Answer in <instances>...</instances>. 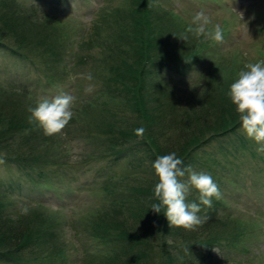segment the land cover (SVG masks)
Returning a JSON list of instances; mask_svg holds the SVG:
<instances>
[{"label":"trees","instance_id":"obj_1","mask_svg":"<svg viewBox=\"0 0 264 264\" xmlns=\"http://www.w3.org/2000/svg\"><path fill=\"white\" fill-rule=\"evenodd\" d=\"M124 1L122 6L102 7L91 27H78L71 35L72 26L63 19L41 15L17 0H0V53L30 63L48 84L60 78V70L72 77L71 69L86 61L96 66L95 77L101 79V87L79 104L81 113L90 111L92 118L80 119L77 113L60 133L49 136L29 120L28 108L39 100L17 80L0 77V156L35 183L49 168H58L64 156L67 164L62 169L73 161L70 153L64 155L62 144L78 136L87 145L78 157L82 166L129 162L132 172L106 176V184L113 186L106 190L109 199H102L92 212L91 236L104 248L86 247L72 264H252L223 261L216 254L246 251L252 222L244 225L235 215L226 186L216 180L213 161L226 149L222 140L242 130L228 91L249 60L240 64V57L226 58L215 48L220 42L188 32L197 23L174 15L165 0ZM185 35L186 41L180 39ZM69 37L75 46L65 54ZM93 47L96 55L88 53ZM261 55L252 63L264 60V52ZM193 70L196 80H187L184 74ZM169 72L182 79L164 76ZM140 127L146 129L143 138L135 135ZM215 144L219 146L211 153L197 154ZM172 152L183 161L182 167L210 174L221 192V198H212L211 208L200 205L198 215L208 219L195 230L168 224L163 209L159 214L151 210L159 203L152 164ZM199 195L192 189L187 201L199 204ZM40 206L15 212L0 193V263H64L56 239L58 213L44 212ZM37 219L39 225L34 224ZM71 247L77 249V243Z\"/></svg>","mask_w":264,"mask_h":264},{"label":"rangeland","instance_id":"obj_2","mask_svg":"<svg viewBox=\"0 0 264 264\" xmlns=\"http://www.w3.org/2000/svg\"><path fill=\"white\" fill-rule=\"evenodd\" d=\"M17 2L34 8L41 15L69 22L72 26L70 27L72 35L75 33L73 30L78 27H91L98 20L102 7L106 9L109 4L110 7L122 6L125 1L34 0L37 8L31 5L30 0ZM232 3L233 0L164 1L165 5L171 4L174 15L183 17L187 23H192L196 14L203 12L211 21L207 26L209 30L219 24L224 39L215 48L220 54L226 58L240 57L241 60H238L240 64H243V60L255 62L264 52V0H235L232 6L236 11L243 12V20L246 23L232 10ZM158 11L165 12L161 8H158ZM163 24L167 25V21ZM69 38L65 40V54L70 52L71 45L75 46L72 38ZM94 52H98L94 47L88 51L90 55H96ZM73 68L75 69L71 70L74 82H71L70 74H66L68 70L67 72L60 70V78H56L53 84H48L47 79L34 72L30 63L22 62L4 52L0 53V77L5 78V82L17 80L25 87V91L38 100L41 97L67 93L75 98L72 106L74 115L78 113L77 118L80 119L92 118L93 113L90 111L87 114L81 113L82 105L79 104L101 87V79L96 78L94 74L97 68L90 61ZM196 73L197 71L193 70L190 74L184 75H188L187 80H196ZM89 75L91 79L88 78ZM164 76H171L177 81L182 79L174 72L165 73ZM78 137L73 142L62 144L64 155L65 151L70 153L73 161L68 162L69 165L62 169L61 166L67 164L65 163L67 158L64 156L58 168H49L51 170L36 183L16 172L0 156V193L10 209L15 212L23 211L24 208L30 210L42 203L43 206L40 207L46 209L44 212H53V215H56L55 212L58 213L60 220L56 229V239L65 257L64 263L61 264L76 263L78 258L82 257V249L86 247L93 251L104 248L93 241L91 236L90 225L94 222L92 212H95L94 209L102 199H109L106 197V190L109 186L112 189L113 186L110 182L106 184L107 179L112 176L123 177L129 170L132 172L128 161H120L113 165L105 162H85L82 166V161L78 157L86 152L87 145ZM222 142L227 153L224 150L225 152L216 153V158H213L216 162L215 172L217 177L219 176L216 180L219 179V183L222 181L226 186L225 196L235 215L244 222V225L245 221L252 224L246 251L226 249L217 251L216 254L223 261L247 260L252 264H264V152L257 151L260 145L248 138L243 130L237 131L236 135H231ZM218 146L208 145L197 154L202 156L204 153H211L213 148ZM205 160L208 161L206 158ZM235 200H238L237 203ZM40 223L38 219L34 222L35 225ZM73 242L77 243V249L71 247Z\"/></svg>","mask_w":264,"mask_h":264},{"label":"clouds","instance_id":"obj_3","mask_svg":"<svg viewBox=\"0 0 264 264\" xmlns=\"http://www.w3.org/2000/svg\"><path fill=\"white\" fill-rule=\"evenodd\" d=\"M30 3L37 8L34 0H30ZM234 3L235 0L231 4L232 10L242 22H245L243 12L233 8ZM193 22H198L197 27L195 29L189 27L188 32L216 42L223 41L221 26L216 24L209 30L207 26L211 21L203 12L197 13ZM180 39L186 41L188 37L185 35ZM244 68L246 70H241L230 85L228 96L239 115L243 132L260 145L257 151L264 152V60L248 63ZM88 78L91 79V76L89 75ZM74 99L73 96L63 92L52 97H41L35 107L28 108L29 120L41 128L46 135L60 133L73 118ZM145 131L144 127H140L135 130V135L143 138ZM182 165L183 161L175 152L155 159L152 167L158 183L155 184L153 191L154 198L159 203L152 204L151 210L159 214L163 209L168 224L191 231L208 219L207 216L198 215L201 212L200 205L211 208L212 198H221V192L210 174L196 172L191 166L182 167ZM185 177L186 179H183ZM192 189L200 194L199 204L187 201ZM23 212L26 213L27 208H24Z\"/></svg>","mask_w":264,"mask_h":264}]
</instances>
